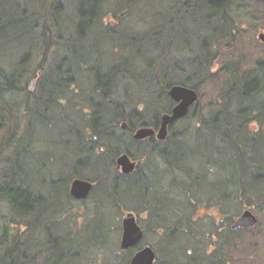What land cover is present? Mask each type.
<instances>
[{"label": "trees", "instance_id": "1", "mask_svg": "<svg viewBox=\"0 0 264 264\" xmlns=\"http://www.w3.org/2000/svg\"><path fill=\"white\" fill-rule=\"evenodd\" d=\"M105 1L0 0V51L25 49L14 63H4L0 59V218L2 208L7 207L12 224L18 226V229H12L6 222L1 230L0 264L87 263V256L80 255L83 249L77 246L81 231L72 234L56 218V212L61 211L65 201L69 200V183L76 176L86 177L80 168L87 164L94 167L95 172L103 170L98 175L104 180L102 183L101 178V185L109 187V191L112 187L110 198L114 194L116 197L121 195L123 199L134 198L136 205L133 209H147L150 214L149 223L151 220H160V223H151L147 229H161L162 236L169 235L171 245H174L175 233L181 231L180 225L184 228V219L174 222L183 213L195 210L204 199L210 205L216 203L223 209L225 207L222 210L226 214L223 231L218 232L219 236L223 235L217 248V251L221 250L219 256H225L223 250L227 248L230 251V241L244 231L231 228L233 217L236 218L245 207L243 204L248 202L251 205L253 200L264 199V162L256 148L249 145V141L253 144L261 142L264 147V60H259L255 69L242 72L237 62L228 60V66L224 67L227 75L220 95L209 106L208 114L197 112L198 123L194 132L186 130L177 137L171 136L163 145L145 148L137 146L120 128L123 122L133 128L139 120L144 124H155L161 114L172 107L173 99L169 96V89L173 85L181 84L198 90L196 79H210L214 73L212 66L215 60L212 53L220 50L219 43L224 38L235 40L236 30L232 29L228 21L229 0H179L172 10L166 8L163 15L159 14V18L154 20L156 24L142 34L117 28L108 18L106 21L105 16L108 17L109 13L104 12ZM204 2L212 6L219 4L223 9V13L216 12L207 18L206 28L212 29L214 24L221 22L224 23L222 27H228L227 33L216 34L213 42L202 38L199 32L201 26L193 15L194 10ZM67 3L73 4L70 13ZM119 7L123 6L118 1L113 14L119 13ZM189 21L196 29L188 26ZM117 30L119 38L121 35L128 38L127 45L122 49L115 44L113 31ZM107 36L111 38L109 46L103 42ZM194 40L199 42L200 49ZM182 41L184 44H180ZM99 46L105 47L106 51H113L109 53L108 66L89 57L90 51L98 50ZM116 49H120L121 54ZM173 49L192 50L195 55L181 63L173 57ZM133 50L136 51L135 56H132ZM58 51L55 64L46 66L49 55ZM142 63L147 65L143 71L139 70V64ZM79 69L97 74V80L89 87L94 93L101 92L100 99L95 94L88 95L87 104L93 110V123L88 127L92 129L94 138L88 139L81 128L69 126L71 132L78 134L82 141L77 156L87 151L88 158L76 157L72 173L55 177L52 170L47 169L49 163L41 161L46 152H34V143L32 139L26 138L20 117H23L25 111L29 113L27 123L30 128L34 126L32 116L48 118V108L51 107L49 103H59L61 99H57L55 94L62 92L70 82L71 87L75 84L74 72ZM190 69L192 71L187 75ZM32 71L42 75L39 79L40 91L36 94L27 88ZM127 72L133 81L149 89V97L163 96L168 102L167 106H159L155 102L156 108H152L154 102L149 98L144 102L149 108L137 107L129 113L123 102L111 100L118 88L119 79H124ZM233 76L237 79L235 83L232 81ZM152 85H160V89H153L156 94L150 89ZM11 94L19 95L21 101L12 102L9 98ZM135 95L129 94L136 99ZM250 117L260 123L253 133L249 131ZM21 128H24V133L20 135ZM197 136L202 137L201 142H198ZM122 153L129 154L131 158L137 155L145 157L146 168L140 174H121L119 178L114 175L115 179L110 184L107 178L110 169H114L113 163ZM197 156L204 159L202 167L197 164ZM159 160L162 167L167 166V172L161 171L162 175H159ZM44 173L47 175L42 180V186L35 189L28 183L30 175ZM224 181H228L227 188L223 186ZM121 182H124L122 190L131 187L128 194L119 190ZM203 184L209 185L210 191L207 192ZM49 185L51 191H48ZM111 192L114 194L111 195ZM63 196L67 199L64 202ZM233 205L236 211L229 213ZM169 215L175 216L171 222L168 221ZM55 222L62 224L63 233L57 234L52 230ZM170 224L175 225V231L170 229ZM22 226L26 227V234L21 232ZM96 231L101 236H97L96 232L91 244L107 237L104 225L97 227ZM89 247L86 249L89 250ZM125 256L122 264H129L132 256ZM220 260L219 264H223V260ZM172 262L163 261V264H174ZM196 262L201 263L199 258Z\"/></svg>", "mask_w": 264, "mask_h": 264}, {"label": "rangeland", "instance_id": "2", "mask_svg": "<svg viewBox=\"0 0 264 264\" xmlns=\"http://www.w3.org/2000/svg\"><path fill=\"white\" fill-rule=\"evenodd\" d=\"M118 1L119 5L123 6L119 7V28L131 31L134 34L145 33L154 26V23L156 24L154 20L159 18V14L163 15V11H165L166 8L172 10V8L178 5L179 2V0H107L104 3V12L111 14L112 18L110 16L107 18L108 21L113 24L117 22V18L115 19L113 12L116 11L115 7L117 6ZM228 2V21L229 24H232V29L236 30L234 33L235 40L232 39V41H230L228 38L221 40L219 43V46H221L219 47L220 50H215V52L212 53V56L215 57V60L213 61L214 65L212 66V71L214 73L211 74L210 79L207 81L199 79L195 80L198 84L197 91L199 93L197 106L192 108L188 117L181 119L175 125L172 131V136L174 137H177V135L182 134V132L186 130H189V132L193 130L195 131L198 123L196 109L198 113L208 114L207 110L209 106L211 103L215 102L220 95L222 83L227 75L224 67H226L228 60L232 59V61L237 62L241 68L240 72L247 69H255L256 63L259 60H264V43L258 38L259 33L261 31L264 32V1L229 0ZM220 6L221 5L219 4L212 6L210 3L204 2L193 12L194 17H196L201 26L199 32L202 35V38L207 39L209 42L214 41L216 34H226L228 31V27H222V25H224L223 22H221L222 25L214 24L212 29L206 28L208 17L211 18L216 12L223 13V9H221ZM67 8L69 11L68 13H70L73 11V4L71 5L67 3ZM124 8L126 9L124 10ZM185 8H183V10ZM192 24L193 23L190 21L188 22V26L194 29L195 26ZM108 34L112 35L111 33ZM113 34L115 37V44L121 47V49L127 45L128 38L123 37L124 35H121L119 38V30L113 31ZM110 41V36H107V39L103 40L104 44L106 43V46H109ZM194 43L196 47L200 49L201 45L199 42L194 40ZM180 44H184V42L182 41ZM145 49L147 50V48ZM116 50H118L119 54H121L120 49ZM13 51L1 50L0 59L4 63H14L18 61V56L20 57V54H23L25 49H19L17 51L14 49ZM187 51L183 49H173L172 53L175 55L173 57L175 59L178 58L181 63H184L185 61L187 62L189 58L195 55V52L192 50ZM90 52L89 57L91 60H100L102 65L103 63L107 66L109 65V53L113 52L112 49H108V51H106L105 47L99 46L98 50H92ZM55 54L59 55V51L56 53L53 52L49 55L46 66L50 67L55 64L57 61ZM135 54L136 51L133 50L132 56H135ZM133 60L136 62L135 59ZM145 66L147 65L144 63L139 64V70H145ZM191 71L192 69L187 71L186 74L188 75V72L191 73ZM74 75L76 78L75 84L71 87L70 83L72 82H70L63 88L62 92L55 94L57 99H61L59 103H49L51 107L48 108V118L41 119L35 115L32 116L31 120L34 126L30 128V125L27 123L30 118L27 115L29 113L27 112L26 114L25 111V113L22 114L23 117H20L22 126L25 128L26 138L32 139L34 143V152H46V156L43 157L41 161L46 164L49 163L47 169H51V173L55 177L66 176L65 174L72 173L75 170L76 157L80 159L88 156L87 151L82 152L77 156L82 147V141L78 134L71 132L69 126H77L78 128H81L88 139L91 137L94 138L92 129L88 127L93 123L91 120V113L93 110L87 103L88 95L91 96L92 94H95L96 97L100 99L101 92L94 93L89 87L97 80V74L95 72L91 73V71L87 69H79L74 72ZM121 75L124 76V74ZM40 76L42 75L39 72L35 74V71H32L31 75L28 77L29 82L27 88L28 90L31 89V91L35 94L40 91ZM181 77L182 74L179 78ZM123 78L124 79H119L118 88H116L114 94L111 96V100L123 102L125 104L126 111H129V113L137 107L143 109L149 108V105H145L144 103L145 100L149 98L154 102L153 105H151V107L153 106L152 108H156L155 102L158 103L159 106H167L168 102L164 100L163 96L158 97L157 95H154L153 97H149L147 94L149 89L147 88L148 90H146L144 86L133 81L134 79L131 78L129 72H127V75L125 74ZM33 81L35 82L34 86H30ZM232 81L233 83L237 81L235 76H233ZM157 88L160 89V85L151 86L150 89L153 94L157 93L153 92ZM75 89L77 92H75ZM131 93L137 94L135 95L137 98L135 99V97H130L129 94ZM9 98L12 102L21 101L20 96L17 94H11L9 95ZM32 106L35 107L37 105L32 104ZM248 124L249 131L251 133L255 132V130L260 126L259 121L256 118L251 117ZM24 128H21L22 130L20 131V135L22 132L24 133ZM76 128L74 130H76ZM60 133L62 134L59 136ZM197 137L198 142H201L202 137ZM249 145L256 148V152L259 154L260 159L264 162L263 144L261 142L253 144L252 141H249ZM208 151L211 152V150ZM48 158L50 159L48 160ZM196 160L198 166L202 167L204 159L197 156ZM153 161H155V158ZM43 162H41V164ZM113 166L114 169H110L111 172L107 177L110 184L111 181L113 182L115 179L114 175L118 177V174L119 176L123 174L120 167L119 172L117 171L116 162L113 163ZM80 169L86 175V177H83L82 179L91 181L94 180L93 182H95V185L93 191L85 200L73 199L71 196L69 197V200H67L66 196H63L62 201H67H65L63 209L56 212V218L66 227V229L68 228V231L72 234H76L81 231L77 241L79 242L77 243V246L80 247L79 249H83V252L80 255L87 256L86 264H122V261L126 257L125 255H128L129 253L125 252L124 255L120 248L122 238V219L128 211L136 210L133 209L134 205H136V199L131 197L123 199L121 195L116 197L114 192H111V195H114L110 198L109 196L112 187L109 191V187L101 185L100 183L102 177H99L98 173L101 171L103 172V170L100 169L99 172H95V170H93L94 167L92 168L90 164L81 166ZM46 175L45 173L38 174V176L30 175L28 177V183L33 188L37 189L38 186H42V180L46 177ZM102 181V183H104L103 178ZM71 182L69 183V188ZM124 182L119 184L120 191L124 187ZM223 186L224 188H227L228 181H224ZM203 187L207 192L210 191L209 185L203 184ZM51 188L52 187L49 185L48 191H51ZM129 190H131V187H125L122 191L123 193L125 192V194H128ZM201 198L204 197L201 196ZM213 202L215 203V201ZM244 205L245 207L240 210L238 216L241 215L245 209H251L258 218V224L252 229L244 230L238 238H235L234 236L233 240L230 241L232 249L230 251L226 250L227 248L223 250L224 253L226 252L225 256H219L221 254L220 249L217 251V248L221 244L220 238L223 237V235L219 236V233L223 231L222 225L226 220V214L222 212L225 207L223 209L216 203L210 205L208 204L207 199H204L203 203L196 207L195 210L183 213L189 218L181 215V217L179 216L178 219L174 220V222H179L181 219L182 221L184 219L185 222V224H182L184 228H182L181 225L179 227L182 231H180L181 234H179L180 232L178 231L175 233L176 237L174 238V245H171L170 237H168L169 235L161 236L159 234L161 229L156 230L159 232L147 229L151 223H160V220H154L153 222L151 220L149 223L150 216L148 217L145 212L139 213L140 222L146 227V234L143 238L142 244H151L156 248L157 253L159 251L156 264H163V261L169 260L174 261L172 262L174 264H197L196 259L198 261V258L202 264H219V262H221L220 259L223 260V264H264V199H257L256 201L253 200L251 205H248V202L243 204V206ZM141 210L143 211V209ZM183 210L185 211V209ZM235 211L236 207L234 205L233 208L230 207L229 213H234ZM169 216L170 218L168 221L171 222L175 216ZM188 219L192 223H189ZM6 222H8L12 229H18V226L14 223L12 224L11 222L8 208L3 207L0 218V235ZM59 222H55L52 225V230L57 234L60 232L63 233L62 231H64L62 224ZM102 225L105 227L107 237H105L101 242L91 244V240L95 238L96 232H98L97 236H101L99 231H96V229ZM174 227L175 225L170 224L171 230L173 228V231H175L176 228ZM22 231L23 226L21 227V232ZM163 238L167 239L164 241ZM97 239L101 240L102 238ZM90 245L91 247H89ZM86 247H89V250H87ZM187 251H190L191 253L188 254Z\"/></svg>", "mask_w": 264, "mask_h": 264}, {"label": "water", "instance_id": "3", "mask_svg": "<svg viewBox=\"0 0 264 264\" xmlns=\"http://www.w3.org/2000/svg\"><path fill=\"white\" fill-rule=\"evenodd\" d=\"M264 1V0H256ZM261 42L264 43V32L261 31L258 35ZM33 81L31 86H34ZM170 97L176 102L172 113H164L162 115V124L159 130L158 137L161 140L166 139L168 134V126L175 120L183 118L187 115L190 107L198 101V92L192 87L175 84L169 89ZM123 129L128 128V123L121 124ZM154 133V129L149 127L139 128L134 138L142 140L150 137ZM118 166L124 174L132 173L135 170L136 162L127 153H122L116 160ZM93 188V182L82 178H74L70 186V196L74 199L83 200L88 197ZM258 218L251 209H245L237 219H235L232 228L237 229H250L256 227ZM123 234L121 239V248L126 249L136 245L143 236V230L138 225L135 216L128 213L122 222ZM156 254L151 246L138 251L130 260L129 264H154Z\"/></svg>", "mask_w": 264, "mask_h": 264}, {"label": "flooded vegetation", "instance_id": "4", "mask_svg": "<svg viewBox=\"0 0 264 264\" xmlns=\"http://www.w3.org/2000/svg\"><path fill=\"white\" fill-rule=\"evenodd\" d=\"M108 15L112 18L111 14H108ZM109 16H108V17H109ZM113 16L115 17V19L117 18V20H116L117 22H116L114 25H116L117 28H119V13L114 14ZM105 20L107 21V16H106ZM198 95H199V93H198ZM175 105H176V102L173 101V104H172L171 109H170L169 111L164 112V113H172V110H173V108H174ZM195 106H197V102H196L194 105H192V106L190 107V109H189V111H188V113H187V115H186L185 117L175 120L172 124H170V125L168 126V134H167L166 139H164V140H161V139H159V137H158L159 130H160V128H161V124H162V115H163L164 113L161 114L159 121H157L155 124H152V125H151V124H148V123H147V124H144L143 121L141 122V121L139 120V121H137V123L135 124V126H134L133 128H130L129 125H128V128H126V129H123L122 126H120V128H121V130L123 131V134H124L126 137L131 138V139L135 142V144H136L137 146H144V147H145V146H151L152 148H154V146L163 145V144H165V143L169 140V138L173 135L172 131H173L175 125H176L181 119H185L186 117H188L189 114H190V112L192 111V108L195 107ZM139 112H141V110H139ZM196 112H198V111L196 110ZM137 113H138V111H137ZM141 127H149V128H152V129H154V133H153L150 137H147V138L142 139V140H137V139L134 138V135H135L136 131H137L139 128H141ZM145 148H146V147H145ZM116 160H117V158H116ZM132 160H134V161L136 162L135 170H134L132 173H133V174H134V173H139V174H140V172L144 169V167L146 168V165H147V161H146L145 157H140V156L137 155V157H136V158H132ZM116 164H117V162H116ZM159 164H160V166H158L159 175H162V174H161V171L167 172V166L164 165V166L162 167V164H161V161H160V160H159V162H158V165H159ZM117 171L119 172V166H118V164H117ZM132 173H131V174H132ZM124 175H129V174H124ZM76 178H77V177H76ZM118 178H119V174H118ZM90 181H91V180H90ZM92 182H93V181H92ZM94 185H95V182H93V188H94ZM93 188H92V190L90 191V194L88 195V197L91 195V193H92V191H93ZM69 194H70V188H69ZM88 197H87V198H88ZM87 198H86V199H87ZM83 200H85V199H83ZM142 212H145V214H147L148 217L150 216L149 211H148L147 209H143V211H142V210H141V211H136V210L128 211V212L124 215V217H125L128 213H132V214L135 216L138 225H139V226L142 228V230H143V236H142V238L140 239V241H139L136 245L131 246V247L126 248V249H123V248H121V243H120V248H121V250H122V252H123L124 255H125V252H129V253H128L129 255L134 256L138 251L144 249V248L147 247V246H151V247L153 248L155 254H156V260H155V263H154V264H156V262H157V260H158L159 251H158V253H157L156 248H155L153 245H151V244H147V245H146V244L143 245L144 243L142 244V242H143V238H144V236H145V234H146V227H145L144 224H142V223L140 222V216H139V213H142ZM124 217H123V219H124ZM123 219H122V222H123ZM235 219H236V218L233 217V223H234ZM233 223H232V225H233ZM232 225H231V228H232ZM232 229H233V228H232ZM233 230H235V229H233ZM239 230H248V229H239ZM22 232H23V234H26V233H27V229H26V227L23 226V231H22ZM156 232H159V231H156ZM122 234H123V225H122ZM159 234L162 236V234H163L162 231H160ZM121 239H122V238H121ZM165 239H167V238H165ZM165 239L163 238L164 241H165Z\"/></svg>", "mask_w": 264, "mask_h": 264}]
</instances>
